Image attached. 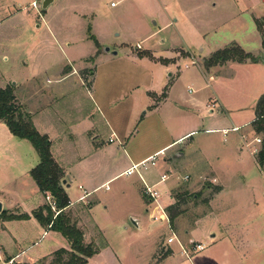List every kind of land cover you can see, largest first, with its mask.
Returning <instances> with one entry per match:
<instances>
[{
    "label": "rangeland",
    "instance_id": "rangeland-1",
    "mask_svg": "<svg viewBox=\"0 0 264 264\" xmlns=\"http://www.w3.org/2000/svg\"><path fill=\"white\" fill-rule=\"evenodd\" d=\"M42 2L0 0V90L11 91L14 107L23 114L35 109L34 99L39 100L42 108L51 101L49 108L42 109L44 113L49 110L51 115L70 121L81 119L89 112L92 100L101 98L104 103L109 102L105 112L116 137L112 143H107L108 128L93 112L90 125L94 126L91 133L94 139L89 142L86 136L79 139L76 149L77 154L81 152L80 156L86 152V146L92 147L91 143L102 144L107 149L104 157L99 156L97 161L100 164L107 161L113 175L121 173L127 164L126 155L142 154L185 130L180 118L175 117H181L185 111L186 98H200L203 103V108L194 109L196 133L192 138L185 146L178 145L158 155L156 165L151 167L157 180L163 174L167 176L157 186L162 195L175 181L169 200L165 203L161 200L165 204L167 221L163 218L153 220V205L146 206L148 213H145L144 205L149 201L136 174L121 175L105 185L107 189L102 187L95 194L108 206L103 212L107 215L97 217L104 238L117 252L126 250L124 264H264V170L257 164L264 136L246 126L245 130L250 129L251 135L258 137L261 143L252 150L254 161L245 150L238 160L223 152L225 143L221 134L205 132L214 121L228 115L239 121L255 116L252 103L255 99L257 103L264 94L263 89L256 98L257 91H261L258 83L262 66L252 67L249 63L253 62L249 61L245 66L231 64L219 71L226 73L220 76L225 80L217 81L214 77L218 69L204 66L205 60L212 55L207 57L208 53L233 44L253 57L264 55L262 36L257 31L261 43L259 50L250 15V11L255 14L264 11V0H55L45 10L41 9ZM263 18L257 20L263 22ZM54 30L59 39L66 37L68 42L75 44L73 49H65V53H57L52 44L53 50L49 53L57 61L55 65L74 61L57 70L60 74L75 72L74 67L79 75L59 86L60 95L48 93L53 86L45 88L49 83L46 78L55 75L56 66L42 70L40 77L28 81L41 65L43 55L48 53L49 47L40 46V42L50 41L49 31ZM137 44L142 51L136 50ZM103 47L118 51V57L110 58L102 52ZM172 47L177 49L168 51ZM135 51L139 52L137 55L149 54L152 60L156 58L154 55L158 56L156 60L163 65L169 63L163 58L175 59L167 65L164 80L167 81L168 73L172 74L170 103L175 102V94L183 105L173 111L175 117H172L177 121L161 123L154 108L143 106L147 99L143 90L148 79L142 76L136 81L117 74L125 67L123 55ZM84 57L87 58L79 61ZM191 61L195 64L191 65ZM185 65L188 68L185 69ZM147 68L153 72V80L162 76L159 64L153 68L147 64ZM146 69H141L139 74ZM91 73L97 74L92 84ZM210 99H219L228 115L219 113L218 103L214 110L208 109L213 111L208 114L205 104L210 103ZM139 116L141 120L135 122ZM233 134L230 131L228 136ZM13 151L20 157L18 165H15ZM30 152L33 151L29 142L13 137L0 121V188L6 186L16 192L21 208L30 198L10 181L30 161ZM176 153L184 155L177 158ZM68 156L74 155L71 152ZM185 176L188 177L186 181L183 180ZM171 214L175 215L173 224L168 221ZM130 216L145 217L146 229L135 230ZM193 234L203 238L200 241L203 251L194 250L193 239L197 238ZM171 235L179 243L165 245ZM103 240L101 235L96 236L98 245ZM162 244L173 250L171 256H168L170 250L161 253ZM181 251L187 258L180 255Z\"/></svg>",
    "mask_w": 264,
    "mask_h": 264
},
{
    "label": "crops",
    "instance_id": "crops-1",
    "mask_svg": "<svg viewBox=\"0 0 264 264\" xmlns=\"http://www.w3.org/2000/svg\"><path fill=\"white\" fill-rule=\"evenodd\" d=\"M54 2L55 0H53L51 4H53ZM250 15H251L252 23L254 25L253 33H255L256 35V42H258V48L260 50L261 43L259 42L258 33L256 30V25L254 20L264 17V11L257 14L250 11ZM58 36H56L55 30L49 31L50 41L48 42L41 41L39 45L41 46L46 44L47 47H49L48 53L49 51L53 50L51 48L53 47L52 44H54L57 53L58 51L59 52L62 51L63 53H65L64 52L65 49H73L75 44L73 43L71 44L70 42H68V39L66 37H65L66 39L65 38L59 39ZM258 48H257V52L259 51ZM103 49L102 52L104 54H107V56H110V58L118 57V51L117 52L115 51L116 55H112L111 53L104 52ZM140 49L142 51L141 45H140ZM173 49H177V48L172 47L169 48L168 51L173 52ZM145 52L151 53L153 51L145 50ZM48 53L44 55L42 54L43 60L41 62V65L38 66V68L35 70L36 72L34 73V75L32 74L31 78H29L28 81L30 82V80H32L33 78L40 77V72L42 70L45 69L50 70L56 66L55 75L52 76L51 78H46L49 81V83L45 85V88H48L47 85L53 86L50 89V92L48 93H50V95L51 94L60 95L61 93L59 86L62 83H64L66 80L72 79L77 76L76 68L72 67L76 73L69 71L60 74V71L57 70V67L66 64L71 65V63H73L74 61L67 62L66 64L59 63L58 65H55L57 61L50 56V53L49 54ZM138 53H139L138 51H135V52H127L126 54H124L123 56H125L124 57L125 62L123 65L125 67L119 70L117 74L127 75L129 79L134 78L136 81L138 77H142V76L144 77V79H148L149 82L147 83V85H145V88L143 90L145 99L147 98L146 103L143 106H145L147 109L149 108L148 106L154 108L153 110L154 112L158 113L161 123L169 122V121H177L176 119L173 118L175 117V113L173 111L176 112L178 108H181L183 105H181L180 100L176 98L175 94H173V97L175 98V102H173V104L170 103V97L172 95V85H170L169 82L170 79H172V74L168 73L166 76L167 81L164 80L165 72L168 70L167 65L174 58L162 57L163 59L169 60V63H165L163 65V63H160L156 60L157 58H159L158 56L154 55V58L156 57L155 60H151L147 57H139L137 55ZM185 53H187V51H185ZM213 53L214 52L208 53L206 56L209 57ZM188 54L189 53H187V55ZM86 58L87 57L80 58L79 61L85 60ZM106 59L108 60V58ZM33 62L35 65V61ZM246 63H242V66H245ZM147 64H149L152 68L156 67V65L159 64L161 66L160 71L162 72V76L160 74V77L158 76L156 80H153L154 79L153 72L151 73V71H149V68L146 69ZM231 64L237 65L240 63L226 62L222 65L211 67L218 69L217 74H215L214 81L225 80V78H222L220 76H225L226 73L222 74L219 71L225 68L227 69L228 66H230ZM249 64L252 67H258L257 65L262 66V75L260 77V83H258V89L260 88L261 91L258 90L259 92L257 91V95H256V98H258V96L262 93V90L264 89V63L256 62ZM233 65L232 67H234ZM141 69H146L145 73H143L142 75L139 74ZM96 76L97 74L91 73L90 84H92V80L95 79ZM77 77H79V75ZM45 93L46 92H44L43 95H45ZM216 97L218 98V96ZM153 100L155 101V103ZM34 101L36 102L34 103L35 109L27 110V113L30 115L31 121L36 131L39 134L46 135L48 137L50 141V152L52 158L64 173V179L62 181V183L64 182V184H62V186L69 199V205L64 210V213L68 217H70V219L73 222L76 223L78 229H80L81 232L83 233L84 245H95L94 249L96 250V253L92 257L87 259L86 264H124L125 262L124 252H126V250L124 249L123 253L117 252L110 245L107 239L104 238L105 236L103 233V229L100 226L97 217L106 216L107 213H103V212L107 211L108 206L104 205L100 200H98L95 197V194L99 190H101L102 187L107 185L109 182L118 179L119 176H121L127 169H129L132 164H137L143 160L153 157L156 154L159 155L164 154L171 148H174L175 146L178 145L185 146L187 141L190 140L192 136L196 133L195 130L196 117L194 114V109L200 107L203 108V103H201L200 98H186V102L188 104L187 106H183L186 108L185 111L181 113V117H175L177 119L180 118L179 122L183 123L186 126L185 130L178 136L171 137L165 143L157 147L150 148L149 150L143 152L142 154L139 155L135 154L133 156L126 155L127 164L125 165V169L121 173L113 175V173H111L109 170V164L107 161L103 164H100L97 161L99 156H103L105 153L104 151L107 149L102 144L95 145L91 143L92 147L86 146V152H84L82 156H80L81 152L77 154L78 150L76 149V144L79 145L80 143L79 139L83 140V136L87 137L86 139L88 142L89 140L91 141V139L92 140L94 139V137L91 134L94 131V126L90 125L91 116H92L91 114L93 112H95L98 115V117L104 123L105 127L108 128L109 135L106 139L107 143L109 144V139L113 140V138L116 137L115 134L117 133L113 129H111L109 120L106 117L105 106L109 104V102L104 103L101 100V98H98V101L92 100L91 109L89 112L83 115L81 119L70 121L68 119L56 117V114L51 115L49 113V110L46 111V114L44 113V110L42 109L49 108L48 104H50L51 101H48V104L46 103V106H44V108L40 107L39 100L34 99ZM218 101L219 99H210L209 101L210 103L205 104L207 106L206 107L207 110L208 109L214 110V108L217 106L218 103V107L220 110L219 113L225 112L228 115L227 111L219 104ZM252 104H253V108H255L256 99L253 101ZM207 112L208 114H211L213 111L208 110ZM139 117L135 119V122L137 121L139 122L141 120L142 117L140 118ZM254 118L255 116L253 115L251 119H247L245 121H239L234 117L228 115L227 117H222L214 121V123L211 125V128L207 129L205 132L221 134L222 141L223 143H225L224 145L225 148L223 152H225L226 154L227 153L230 154L232 158L241 160L243 157L241 155V152L245 150L248 153V155L253 158L254 161L252 150L257 149L258 144L254 142L255 137L251 135V130L250 129L245 130L247 128L246 126H249V128H251V123L253 122ZM68 123L69 125H67ZM230 131L234 134L228 136ZM244 138L246 139L244 140ZM57 141L59 142L58 145L56 144ZM66 146L68 150H66ZM64 150H66L65 153ZM32 151L33 154L30 152L31 153L30 161L27 164H25L26 166H24L22 170L18 173V175L14 177L13 180L10 181L11 183H13V185H18L23 193H26V195L30 198V202L24 208H21L20 205L17 203L18 195L16 192H14L11 189H7L6 186L0 188V203L2 204L1 212H4V214L6 215L28 216V219L26 220H5L2 216H0V264H9L10 262L11 264H50L53 258V254L56 251L61 249L70 251V245L65 238H63L59 233L50 230L49 225L42 226L32 216L33 212L41 210L46 206H49L46 201V197L39 192L36 184L29 175L30 170L33 169L39 163V157L37 153L33 148ZM71 152L74 155L73 157L68 156L69 153ZM12 155H13V159L15 160V165H18L20 162L19 155L14 151ZM175 155L177 156V158H180L184 155V153L183 154L176 153ZM89 160L92 162H89ZM165 162L168 161L165 160ZM262 169L264 170V163L262 165ZM98 175H101L102 178L98 179L97 178ZM156 176L157 175L154 173V170L151 168L147 172H144L142 174V178L145 181V183L148 186L150 185V187L152 186L153 190L157 193L158 204L162 207H165V204H163L162 201H164L165 203L167 200H169V192L174 188L175 181L173 180V182L169 185L168 190L164 192V195H162L157 189V186H159L162 183L160 184L156 183L158 182ZM138 180L142 184L139 177ZM104 188L107 189V187ZM145 196L148 198L149 202L148 204L144 205L145 207L144 211L145 213H148L147 208L153 205V212H154L153 220H154V216L157 212L156 203H154V201L151 198H149L147 195ZM146 206L148 207L146 208ZM130 214L131 213H128V215ZM160 218H163L167 221V217L165 218L160 216ZM129 219L130 220L134 219L136 221L137 226L133 225V228H135V230H137L138 232H140L144 228L146 229L147 221L145 220V217L140 218V217L130 216ZM124 229L127 230V227H124ZM199 233L200 232L198 231L197 234L199 235ZM97 235H101V238L103 237L104 239L100 245H98L96 242ZM194 236L196 237V234ZM169 237L170 236H168L167 239ZM196 238L197 240L193 239V241H195L194 243L201 244L200 241L203 240V238L201 237H196ZM166 243L167 242H165V245H167ZM165 245L162 244L160 246L161 253L163 254L166 250H170L171 252L170 255L168 256H171L173 254V250H171L169 247L168 249H166ZM180 245L183 248L182 242H180ZM184 253H185L184 251L183 252L181 251L180 255L187 258V256Z\"/></svg>",
    "mask_w": 264,
    "mask_h": 264
},
{
    "label": "trees",
    "instance_id": "trees-1",
    "mask_svg": "<svg viewBox=\"0 0 264 264\" xmlns=\"http://www.w3.org/2000/svg\"><path fill=\"white\" fill-rule=\"evenodd\" d=\"M255 19L257 31L262 36V45H264V18ZM96 44V41H94ZM139 57H147L152 60L149 54H139ZM259 62L258 57H253L245 53L239 46L233 44L225 49L216 51L204 62L205 68H211L222 65L226 62L246 63ZM14 97L10 90H0V121L8 129L9 133L19 139L29 142L39 157V163L30 170L29 175L36 184L39 192L45 197L49 196L56 206L55 215L50 206L32 213V216L42 226H48L49 229L59 233L70 245V251L58 250L53 254L50 264H86L87 259L92 257L96 250L92 245H84L83 233L76 226L64 210L69 205V199L62 186L64 173L62 169L52 158L50 152V141L46 135L39 134L33 126L31 117L28 113L17 111L13 105ZM255 118L251 127L256 134L264 136V94L257 101L254 108ZM264 163V144L257 155V164L261 167ZM172 207V206H171ZM170 210V208H169ZM45 212V213H44ZM5 220H26L27 215L13 216L0 213ZM175 215L171 214L168 218L170 224H173Z\"/></svg>",
    "mask_w": 264,
    "mask_h": 264
},
{
    "label": "built area",
    "instance_id": "built-area-1",
    "mask_svg": "<svg viewBox=\"0 0 264 264\" xmlns=\"http://www.w3.org/2000/svg\"><path fill=\"white\" fill-rule=\"evenodd\" d=\"M112 5H113V4H112ZM135 48H136V50H139V49H140V45L137 44V45L135 46ZM194 64H195V61H191V65H194ZM184 68L186 69V68H188V66L185 65ZM112 142H113V140H112V139H109V143H112ZM254 142H255L256 144H260V143H261V140H260L259 138H255V139H254ZM158 155H159V154H156V155H154L153 157H151V158H149V159H146V160H143V161H141V162H139V163H137V164H132V165L130 166V168L127 169V170L122 174L123 176H126V177H130V176L136 174V175L140 178V180H141V182H142V184H143V187H144V194L147 195L149 198H151V199L154 201V203H156V206H157V212H156V214H155V216H154V220H157L158 218H160V216L165 217V218H166L167 216H166V214H165V209H164L162 206H160V205L158 204V202H157V198H158L157 193L153 190L152 186L150 187V186H148V185L145 183V181H144L143 178H142V174H143L144 172H147L151 167H154V166L156 165V161H155V159H156V157H157ZM166 179H167V176H166L165 174L161 175V176L159 177V180H158L157 184L163 183ZM187 179H188L187 176L183 177V180H184V181H186ZM46 201H47L48 205L50 206L51 210H52V211L54 212V214L56 215V214H57L56 206H55V203L53 202V200L51 199V197L46 196ZM166 242H167V244H173V243H175V242L179 243L178 240L176 239V237H175L174 235H171V236L166 240ZM179 245H180V244H179ZM180 247H181V245H180ZM181 248H182V247H181ZM203 249H204V246H203L202 244H200V243L195 244V246H194V250H195V251H199V252H200V251H203ZM9 264H11V262H10Z\"/></svg>",
    "mask_w": 264,
    "mask_h": 264
},
{
    "label": "water",
    "instance_id": "water-1",
    "mask_svg": "<svg viewBox=\"0 0 264 264\" xmlns=\"http://www.w3.org/2000/svg\"><path fill=\"white\" fill-rule=\"evenodd\" d=\"M52 1L53 0H43L41 4V9L45 10L52 3ZM103 51L106 53H111L112 55H116V52L110 51L109 48H104ZM258 58H259V62L264 63V55H259ZM62 184H64V182ZM1 208H2V204L0 203V213H1ZM130 221L132 225L137 226L136 221L134 219H131Z\"/></svg>",
    "mask_w": 264,
    "mask_h": 264
}]
</instances>
